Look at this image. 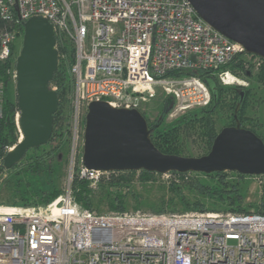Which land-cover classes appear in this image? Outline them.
<instances>
[{
  "label": "built area",
  "instance_id": "1",
  "mask_svg": "<svg viewBox=\"0 0 264 264\" xmlns=\"http://www.w3.org/2000/svg\"><path fill=\"white\" fill-rule=\"evenodd\" d=\"M0 17L47 20L58 63L73 50L69 143L77 160L70 181L77 166L93 188L114 172L82 166L90 103L142 112L161 89L172 112L202 109L211 102L207 86L171 73L216 70L239 57L264 63L207 25L187 0H0ZM22 36L23 25L1 33V62ZM218 78L240 84L228 71ZM245 177L264 192V175ZM0 264H264V213L100 214L79 206L68 185L45 206H0Z\"/></svg>",
  "mask_w": 264,
  "mask_h": 264
},
{
  "label": "water",
  "instance_id": "2",
  "mask_svg": "<svg viewBox=\"0 0 264 264\" xmlns=\"http://www.w3.org/2000/svg\"><path fill=\"white\" fill-rule=\"evenodd\" d=\"M187 1L212 29L242 47L245 54L264 61V0ZM14 9L17 11L16 5ZM57 68L52 25L40 17L28 19L23 23L21 50L15 61L19 110L16 125L21 139L3 158L6 170L17 165L29 150L50 141L53 116L59 104L50 83ZM242 98L240 93V101ZM240 101L233 114L234 126L221 129L209 152L201 157L162 154L151 142L150 130L140 112L92 102L85 115L82 166L100 172L144 171L157 175L231 172L263 176L264 143L241 127L237 118Z\"/></svg>",
  "mask_w": 264,
  "mask_h": 264
},
{
  "label": "trees",
  "instance_id": "3",
  "mask_svg": "<svg viewBox=\"0 0 264 264\" xmlns=\"http://www.w3.org/2000/svg\"><path fill=\"white\" fill-rule=\"evenodd\" d=\"M22 25V22H19L15 17L10 22H6L0 17V35L3 31L12 30L15 27L22 31ZM10 50L11 56L9 59L4 62L0 61V82L4 86V98L1 104L0 116V175L6 171L19 168L22 161L25 160L26 163L25 167L23 166L22 172L26 174L29 180L26 184H23L20 174L15 172V175H17L8 182L10 185L8 190L12 200L10 207L45 206L61 194V191L54 185L53 177H51L53 172L52 161H59V151L61 149L64 150V148L69 145V124H66L64 120L65 112L68 108V97L73 88V81L67 74L65 64L67 63L71 65L73 63V50L70 47L65 49V52L67 53V61L61 62V60H59L57 71L53 75V79L50 83V88H56L55 92L59 101L58 109L53 116V132L50 141L45 146L29 150L17 165L10 170H6L3 167V158L13 146L17 145L18 139L20 138V133L18 132L16 125L17 116L19 114L17 97L15 96L14 100H10L6 96V89L11 85L8 71L15 68L16 61V54L14 55L13 45H11ZM225 71L230 72L233 76L236 75L237 77H242L247 80L251 75V71L244 68L240 57L216 70L180 71L170 74L177 77L193 76L199 78L209 89L211 102L208 107L202 108L200 112L188 113L175 123L163 129L160 128V125L174 105V102L170 97L162 102L160 119L156 120L154 124L149 125L144 114L140 112L146 120L148 129L150 130V140L159 152L165 155L182 156V141L194 137L195 139L200 140L205 150L204 154H207L217 135L213 115L230 112L232 118L229 126H234L233 114L237 103L240 101V93H243V98L240 101L241 106L237 118L241 123V127L256 134V136H258L264 143V136L262 137L256 132L257 128L264 130V126L245 117V112L248 107L249 91L241 86H222L218 74ZM255 78L257 82H261L264 85L263 67L256 72ZM76 168L77 166L75 167L71 183L73 199L83 209L91 211L94 193L89 190L87 182L78 178ZM134 173L137 172H114L109 174L112 175V177L109 179L107 187L112 192H108V208L113 212L125 211V194L121 192L122 186L117 180L124 181L127 175ZM139 173L145 176L156 175L144 171H139ZM234 174H236L238 179L245 178V176L237 173ZM44 175L47 177L44 183H39L35 188H30L32 186L30 179L36 181L38 177ZM114 175H117L118 177L116 178L118 179L114 178ZM187 175L188 174L175 176L185 178ZM200 175L211 179L213 182L212 187H207L195 182L194 188L200 195L226 204V206H228V212L251 213L246 210L243 205L242 196L237 182H229L227 180L228 174L226 172ZM169 190L174 196L179 198V201L185 210H196L197 208L201 212L207 211L198 203L189 204L185 201L177 185L172 184L169 187ZM261 200L260 207L253 211V213H264V196ZM170 203H172V201H170ZM163 211L164 208L161 207L156 210L155 213L159 214Z\"/></svg>",
  "mask_w": 264,
  "mask_h": 264
},
{
  "label": "rangeland",
  "instance_id": "4",
  "mask_svg": "<svg viewBox=\"0 0 264 264\" xmlns=\"http://www.w3.org/2000/svg\"><path fill=\"white\" fill-rule=\"evenodd\" d=\"M14 48V55H19L22 45V38H17L15 42L12 44ZM67 53H65V58L61 60V62L67 61ZM11 56V50H10ZM242 64L244 68L248 71H251V75L247 79H243L242 77H237L234 75L235 79L240 83L239 85L234 83L228 87L241 86L246 88L249 91V99H248V107L245 112V117L252 119L255 123L264 126V85L261 82H257L255 78L256 72L263 67L264 63H260V61L255 60L250 57H242ZM260 60V59H259ZM260 63V66H257ZM67 68V74L71 78L69 74V64H65ZM15 68H12L8 71L10 75L11 85L7 87V98L10 100H14L16 96L15 91V78H14ZM173 77H177L172 75ZM187 77V76H186ZM181 78V77H177ZM72 79V78H71ZM224 86V85H222ZM51 89L56 90L55 87H51ZM169 96L163 90H157L156 95L153 99H151L145 106L142 108V113L146 117V120L149 125L155 123L156 120L160 119V114L162 111V102L168 98ZM4 98V86L0 82V116H1V104ZM68 108L65 112V120L66 124H70L72 119V101H73V88L71 90V94L69 95ZM202 109H191L185 112H172V109L168 113V115L163 119L160 128H166L171 124L175 123L182 116L188 113H198ZM18 118V116H17ZM231 115L230 112L214 114L213 119L215 121L217 134L219 131L229 126L231 123ZM240 122V121H239ZM82 125V124H81ZM85 121L83 120L82 127L84 128ZM241 125V123H240ZM70 127V126H69ZM246 129V128H244ZM248 130V129H247ZM257 134L260 136H264V130L261 128L256 129ZM256 135V134H255ZM21 137V136H20ZM258 137V136H257ZM20 138L18 139V141ZM183 142V152L182 156L184 157H201L205 153L203 148V144L199 139H195L191 137L189 139H185ZM206 155V154H204ZM77 158H71L70 151V143L67 147L61 149L59 151V161H52V176L54 180V185L61 193L66 189L68 185L72 183L70 181V172L72 171L73 166L76 163ZM26 161L23 160L19 168L14 170L6 171L0 175V206L10 207L11 206V198L8 188L10 187L9 183L11 179H13L16 173H19L21 176V180L23 184L28 182V177L23 171V166L25 167ZM227 180L232 183H236L240 190L242 196V202L246 210L253 212L257 210L261 205V199L264 196V192H262L261 187L259 186L256 179L253 178H242L238 179L236 174L231 172H226ZM46 175V174H45ZM40 176L36 181L30 179L31 186L30 188H35L39 183H44L46 181V176ZM112 175L103 176L100 183L95 187H90L88 184L89 190L94 193L92 198V210L95 213L106 214L113 212L108 208V192H112L107 187L109 179ZM118 177L114 175V178ZM124 181H118L121 184V192L125 194V211L128 213L140 212L142 214L148 215H160V214H186V213H227L228 206L226 204L220 203L216 200H212L203 195H200L194 188L195 182L200 183L201 185L212 187L213 182L211 179L206 178L200 174L190 173L185 178H179L177 176H171L168 178L161 177L156 175L145 176L139 172L127 175ZM118 179V178H116ZM175 184L178 186L181 195L189 204L198 203L205 210L204 212L196 210H185L179 198L174 196L169 187ZM172 201V203H170ZM163 204V205H162ZM164 208V211L157 214L156 210L160 208Z\"/></svg>",
  "mask_w": 264,
  "mask_h": 264
},
{
  "label": "bare ground",
  "instance_id": "5",
  "mask_svg": "<svg viewBox=\"0 0 264 264\" xmlns=\"http://www.w3.org/2000/svg\"><path fill=\"white\" fill-rule=\"evenodd\" d=\"M234 83H236V81L234 80L233 83L232 81L226 82V84L224 86H230L233 85ZM21 139V138H20Z\"/></svg>",
  "mask_w": 264,
  "mask_h": 264
}]
</instances>
